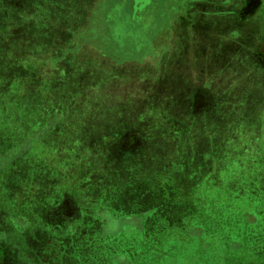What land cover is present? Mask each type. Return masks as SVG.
I'll return each instance as SVG.
<instances>
[{
    "label": "rangeland",
    "instance_id": "rangeland-1",
    "mask_svg": "<svg viewBox=\"0 0 264 264\" xmlns=\"http://www.w3.org/2000/svg\"><path fill=\"white\" fill-rule=\"evenodd\" d=\"M263 170L264 0H0V264H231Z\"/></svg>",
    "mask_w": 264,
    "mask_h": 264
},
{
    "label": "trees",
    "instance_id": "trees-1",
    "mask_svg": "<svg viewBox=\"0 0 264 264\" xmlns=\"http://www.w3.org/2000/svg\"><path fill=\"white\" fill-rule=\"evenodd\" d=\"M263 173H264V170H263ZM262 192H264L263 188H261V191H260L261 195L258 193L257 197H255V201H254V199H251L250 195L248 194V191L243 192L242 193L243 196H240L238 198L237 204L232 205V207L230 209L225 211L228 213L236 212L237 214H240V216H238V218H236V220H234V221H236L234 223L235 228H234V233H233V235L235 236V239L239 238V239H243L245 242L246 241L248 242L247 231L249 229L253 232L254 239L257 240L256 242L258 244H261L262 242H264V195ZM196 195H198V197ZM255 196H256V194H255ZM190 197H191V195L189 196V201L187 202V203H189V204H187L188 206H186L187 209H181L184 207H181L180 205H179L180 206L179 208L176 207V209H174V208H171L174 206L173 204L169 205L171 210H175L177 213L181 212V215L186 216L187 219L185 220L184 227L185 226L190 227L189 224H197L199 227H201V225L203 224V225H206L207 227L209 226L211 231L213 233H216L217 236H218V234L221 235V233H220L221 229H219V227H218V226H220L219 217H220L221 213L224 212V210H222V212L215 217L216 221H213L212 223H206L205 221L202 220V222H200V220H197L196 215L197 214L202 215L201 214L202 213V208H201L202 207V203H201L202 201L200 199H197V198H199V194L195 190H192V197L191 198ZM190 205L192 206L191 209H190ZM169 206L167 208H169ZM184 210L187 211V215H186ZM245 210H247L248 213L251 212L254 215V219L252 222L247 221L246 226L245 225L243 226L240 222H241L242 217H243L242 213ZM196 211H199V213H197ZM133 226L137 228L136 225H133ZM139 227L140 226H138V228ZM181 228L183 230L180 229V227L179 228L178 227H174V228L171 227V229H174V230L180 229L181 230L180 232L184 231L185 232L184 235H191L193 237H196V236H194L195 234L193 235L192 232H190L189 230H186L183 227H181ZM202 233L199 234L200 235L199 238H202L201 237ZM183 240L185 242L182 240H178V241H182V243L177 244L178 246L181 245V247H179L178 249L173 248L172 247L173 243H171V241H169V240L167 241L165 246H163V249H165V251L168 250V252L173 253V254L177 253L178 250L182 251L183 247H188L192 251L193 250V248L191 247L192 242H190V244L187 245L186 244L187 238H183ZM145 242H150V240L147 239V240H145ZM200 255L201 256H199V257H197L198 255H196V257H197L196 259L200 260V262H199L200 264H208V261H206V260H211V259L212 260L209 264H223V258L220 256V254H218L216 256V258L213 257L211 259H208L205 253H202ZM171 258H177V255H175V256L171 255V257H169V259H171ZM219 261H221V263H218ZM178 262L179 261H177L176 263H178ZM168 264H169V261H168ZM187 264H197V261L194 263L189 262Z\"/></svg>",
    "mask_w": 264,
    "mask_h": 264
},
{
    "label": "crops",
    "instance_id": "crops-1",
    "mask_svg": "<svg viewBox=\"0 0 264 264\" xmlns=\"http://www.w3.org/2000/svg\"><path fill=\"white\" fill-rule=\"evenodd\" d=\"M202 9L199 10V12L201 11ZM191 198V197H190ZM191 200V199H190ZM176 217L174 218H177L178 216L175 215ZM115 218V217H113ZM126 218V220H128L127 218H129V220H132V221H135L134 223H130L131 225H135V223H138L140 222V219L139 218H133L132 216H127V217H124ZM178 220V219H176ZM138 225V224H137ZM139 226V225H138ZM137 226V227H138ZM189 226H191V224H189ZM120 230V228H119ZM181 230L180 229H173V232L171 233V236H174V237H171L172 238V241L171 243H173V248H177V243L175 242L176 240H183V238H187V241H186V244L189 245L190 242H192V238L193 236L191 235H184V231L180 232ZM247 236H248V242L244 241L243 239H239L237 238V241H238V245L237 246H233L232 247V260H231V264H264V242H262L261 244H258L254 239V234L251 230L248 229L247 231ZM253 237V238H252ZM157 239V238H156ZM155 239V240H156ZM253 239V240H252ZM185 242V241H184ZM100 246H103L102 244H99V245H91V248H99ZM131 247L130 248H135L134 245H130ZM146 246V248H144ZM144 249L148 250V251H152L153 253L154 252H158L160 251V249H162L161 251H164L165 249H163V246L161 245V247L157 244H153L151 245V247H149V244H144L142 246H140L139 250L140 252L143 251ZM104 251H111V248L106 249V247L104 248ZM135 251V249H134ZM168 251V250H166ZM172 256H175L173 253H170L168 252V255H167V259H169V257ZM129 259H125L124 258V264H130V262H128ZM174 264V263H172Z\"/></svg>",
    "mask_w": 264,
    "mask_h": 264
},
{
    "label": "flooded vegetation",
    "instance_id": "flooded-vegetation-1",
    "mask_svg": "<svg viewBox=\"0 0 264 264\" xmlns=\"http://www.w3.org/2000/svg\"><path fill=\"white\" fill-rule=\"evenodd\" d=\"M104 220V224L108 225V223H113L115 220L112 218V219H108V218H102ZM126 220V218H124ZM129 220V218H127ZM136 226H138L137 224H135ZM117 232V231H116ZM114 232V233H116ZM171 237H174V236H169V240L172 241V238ZM165 240V239H164ZM181 246V245H179Z\"/></svg>",
    "mask_w": 264,
    "mask_h": 264
}]
</instances>
